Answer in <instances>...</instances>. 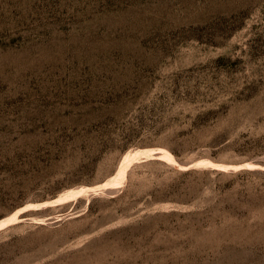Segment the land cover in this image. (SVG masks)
<instances>
[{
	"label": "rangeland",
	"instance_id": "obj_1",
	"mask_svg": "<svg viewBox=\"0 0 264 264\" xmlns=\"http://www.w3.org/2000/svg\"><path fill=\"white\" fill-rule=\"evenodd\" d=\"M0 264H264V0H0Z\"/></svg>",
	"mask_w": 264,
	"mask_h": 264
},
{
	"label": "bare ground",
	"instance_id": "obj_2",
	"mask_svg": "<svg viewBox=\"0 0 264 264\" xmlns=\"http://www.w3.org/2000/svg\"><path fill=\"white\" fill-rule=\"evenodd\" d=\"M165 154V153H164ZM130 159V158H129ZM125 163V162H124ZM127 163V162H126ZM122 173V172H121ZM123 183V182H122ZM103 188V187H102ZM107 190H109V189H107ZM111 190V189H110ZM97 191V190H96ZM81 193V192H80Z\"/></svg>",
	"mask_w": 264,
	"mask_h": 264
}]
</instances>
